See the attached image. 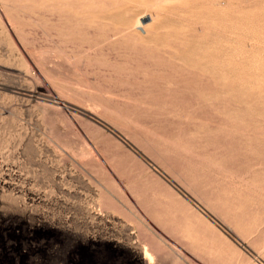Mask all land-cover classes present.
Listing matches in <instances>:
<instances>
[{
	"label": "rangeland",
	"instance_id": "1",
	"mask_svg": "<svg viewBox=\"0 0 264 264\" xmlns=\"http://www.w3.org/2000/svg\"><path fill=\"white\" fill-rule=\"evenodd\" d=\"M140 242L264 264V0H0V264Z\"/></svg>",
	"mask_w": 264,
	"mask_h": 264
},
{
	"label": "bare ground",
	"instance_id": "2",
	"mask_svg": "<svg viewBox=\"0 0 264 264\" xmlns=\"http://www.w3.org/2000/svg\"><path fill=\"white\" fill-rule=\"evenodd\" d=\"M151 250L147 245L145 244L142 245V254H143V257L146 259L147 264H156L157 257L154 255V253Z\"/></svg>",
	"mask_w": 264,
	"mask_h": 264
},
{
	"label": "crops",
	"instance_id": "3",
	"mask_svg": "<svg viewBox=\"0 0 264 264\" xmlns=\"http://www.w3.org/2000/svg\"><path fill=\"white\" fill-rule=\"evenodd\" d=\"M193 209H195L194 207H192ZM195 211H196V213H199V212H197V210L195 209ZM200 215V214H199ZM210 227V229L213 231V232H215V233H218L214 228H212L211 226H209ZM147 245L149 248H150V250L152 249V247L150 246V244L148 243V242H140V245H141V247H142V245ZM141 250H142V248H141ZM153 253H154V251L153 250H151ZM141 253H142V251H141ZM143 255V254H142ZM154 255H155V253H154ZM252 264V263H251Z\"/></svg>",
	"mask_w": 264,
	"mask_h": 264
}]
</instances>
